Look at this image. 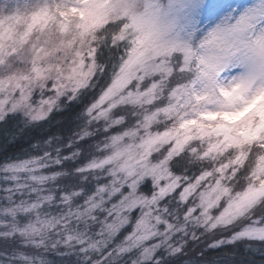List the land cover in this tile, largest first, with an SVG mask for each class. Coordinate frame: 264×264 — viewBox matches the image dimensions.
<instances>
[{
  "label": "snow or ice",
  "instance_id": "snow-or-ice-1",
  "mask_svg": "<svg viewBox=\"0 0 264 264\" xmlns=\"http://www.w3.org/2000/svg\"><path fill=\"white\" fill-rule=\"evenodd\" d=\"M101 77L83 163L0 164V232L74 264H165L182 235L264 204V0H0V121L47 118ZM238 239L264 255V220L209 246Z\"/></svg>",
  "mask_w": 264,
  "mask_h": 264
},
{
  "label": "trees",
  "instance_id": "trees-1",
  "mask_svg": "<svg viewBox=\"0 0 264 264\" xmlns=\"http://www.w3.org/2000/svg\"><path fill=\"white\" fill-rule=\"evenodd\" d=\"M103 79L104 77H101L96 87L86 90L79 99L63 103L47 118L27 121L19 114H15L0 121V164L32 158L45 151L53 153L56 149H59L61 154L68 153L73 148L81 150L80 156L74 161H65L62 167L70 169L83 163L90 154L93 141L99 138L100 133L97 131L94 136L78 142L76 137L80 134L83 124V110L99 90ZM70 141H73L71 145ZM56 167L61 166L48 165L44 171L48 172ZM63 182L72 185L76 180L68 176L63 178ZM3 183H5L3 174L0 173V184ZM172 207L175 208L174 205ZM179 212L180 209H177L175 213ZM250 212L226 228L211 232L196 228L195 237L190 234L182 235L180 238L185 241L181 245L183 251L170 254L165 264H264V255L261 254L260 248L262 242L256 240L238 239L234 243L223 242L219 246H209L221 238L230 237L247 224L264 220V204L258 205V210L253 214ZM19 252L31 256L34 261L38 256L47 264H74L75 259L72 254L56 255L51 250L37 248L25 243L20 237L0 236V262L11 259L13 264H20L16 255ZM112 264H119V260H113Z\"/></svg>",
  "mask_w": 264,
  "mask_h": 264
},
{
  "label": "clouds",
  "instance_id": "clouds-1",
  "mask_svg": "<svg viewBox=\"0 0 264 264\" xmlns=\"http://www.w3.org/2000/svg\"><path fill=\"white\" fill-rule=\"evenodd\" d=\"M11 235H12L11 231H9L7 233L0 232V236H9L10 237ZM29 241H32L31 237H28L26 240V242H29ZM16 255L19 258L20 264H47V262L43 259H39V260L31 261V262H26L24 259L21 258L22 252H19ZM0 264H13V261L11 259H5L2 262H0Z\"/></svg>",
  "mask_w": 264,
  "mask_h": 264
},
{
  "label": "rangeland",
  "instance_id": "rangeland-1",
  "mask_svg": "<svg viewBox=\"0 0 264 264\" xmlns=\"http://www.w3.org/2000/svg\"><path fill=\"white\" fill-rule=\"evenodd\" d=\"M176 210H177V209L173 207V211L176 212ZM256 210H258V205H257V206H254V208H253V209H250L249 211H251L250 213L253 214ZM245 215H247V213H246ZM250 215H251V214H250ZM241 219H242V218H240L239 220H241ZM247 225H248V224H247Z\"/></svg>",
  "mask_w": 264,
  "mask_h": 264
}]
</instances>
